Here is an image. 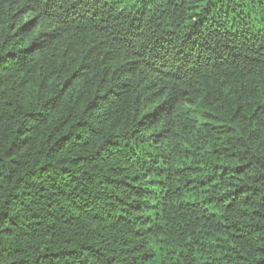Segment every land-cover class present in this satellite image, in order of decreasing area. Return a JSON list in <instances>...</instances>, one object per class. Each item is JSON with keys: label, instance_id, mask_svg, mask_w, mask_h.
Returning <instances> with one entry per match:
<instances>
[{"label": "trees", "instance_id": "trees-1", "mask_svg": "<svg viewBox=\"0 0 264 264\" xmlns=\"http://www.w3.org/2000/svg\"><path fill=\"white\" fill-rule=\"evenodd\" d=\"M0 264H264V0H0Z\"/></svg>", "mask_w": 264, "mask_h": 264}]
</instances>
